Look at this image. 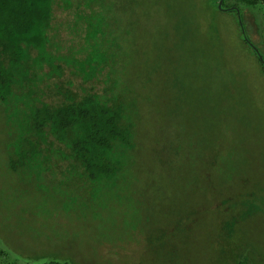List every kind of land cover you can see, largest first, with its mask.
<instances>
[{"label":"rangeland","instance_id":"obj_1","mask_svg":"<svg viewBox=\"0 0 264 264\" xmlns=\"http://www.w3.org/2000/svg\"><path fill=\"white\" fill-rule=\"evenodd\" d=\"M100 1L122 12L120 0ZM84 3L94 8L98 1ZM217 3L137 0L129 10L132 30L122 67L145 99L146 142L137 155L138 175L121 179L122 193L121 182L120 189L98 192L89 180L85 195L70 180H55L61 152L12 169V161H19V126L15 117L13 123L5 119L0 107V264H49L56 256L77 264H264V69L254 52L257 45L264 58V4L248 8L252 18L242 26L234 12L221 11ZM54 10L51 32L60 46L52 47L54 54L110 58L121 88V32L96 38L87 29L84 37L83 23L66 13L61 0ZM100 43L109 50H99ZM57 63L66 67L65 79L83 86V78ZM86 86L102 88L95 78ZM45 88L41 82L39 89ZM226 118L219 129L218 120ZM179 135L180 154H171L180 164L174 182L166 180L169 170L154 152H166L159 147L167 149ZM216 153L238 161L236 178L227 184L201 176L206 159ZM179 180L189 184L182 187ZM225 185L235 205L249 202L253 210L246 216L242 208L232 211L239 220L230 233L221 228L227 213L214 208L218 197L212 190L216 186L221 193ZM160 225L170 229L163 240L172 246L165 250L157 240L147 243L148 232L156 239L165 229Z\"/></svg>","mask_w":264,"mask_h":264},{"label":"trees","instance_id":"obj_2","mask_svg":"<svg viewBox=\"0 0 264 264\" xmlns=\"http://www.w3.org/2000/svg\"><path fill=\"white\" fill-rule=\"evenodd\" d=\"M61 1L66 13L70 10V14L83 23L82 33L89 29L98 38L104 33L114 35V29L121 32V88L113 68L116 63L110 67V58L105 56L98 60L94 57L93 60L89 52L83 55L85 58L65 55L76 58L64 59L61 57L63 54H54L52 47L60 48L51 32L56 0H0V107L5 119L10 122L12 117L17 119L19 133L16 136L20 135L17 142L19 161L13 160L11 167L16 170L17 164L26 165L38 159L42 162L47 154L52 156L53 151L61 152L63 158L55 165V180L58 177L70 180L85 195L90 190L89 180L94 185L91 189L95 187L98 192L107 187L120 189L121 182L122 193L124 180L121 179H130L125 175H138L137 155L145 148L146 142L141 121L145 99L122 67V62L128 59L123 54H129L125 43L132 30L129 23L133 18L128 16L129 10L134 8L137 0L125 3L120 0L118 6H121L122 12L111 11L107 1L97 0L94 8H84L85 0ZM242 1L257 5L260 0ZM90 44L83 45L82 49H88ZM97 48L109 50L101 43ZM254 52L264 69V58L255 49ZM58 61L64 62L75 78H83V86H75L71 78L65 79L66 67ZM97 73L102 75L97 77ZM55 77L58 80H52ZM93 78L102 85L100 90L95 86H86ZM41 82L45 83V89H39ZM44 95L50 97V101ZM218 123L220 129L221 124L228 123L227 118L218 120ZM198 134L200 142H203L204 131L200 130ZM176 140L167 145V149L159 147L160 151L166 152H154L158 162L166 164L169 170L164 174L166 180L169 178L174 182H177V174L173 171L180 164L171 154H180L177 153L182 148L180 135ZM206 161L201 171L204 180H223L227 184L226 180L236 178L239 164L235 158L231 161L229 157L221 158L216 153ZM44 175L54 179L53 173L46 172ZM178 182L182 187L189 184V180ZM207 186L211 189L212 184ZM227 186H222L221 193L216 186L212 190L218 197L214 208L227 213V216H221V228L230 233L238 219L232 211L242 208L246 216L253 210H250L249 202H245V206L235 205L233 195L225 191ZM174 212L178 213L176 209ZM195 212L192 210L190 215ZM175 222L176 226L171 224L174 230L179 228L182 220ZM160 228L165 229L160 230L156 239L153 232H148L147 243L150 245L157 240L158 247L165 250V246H172L163 240L170 229L162 225ZM49 264L77 263L73 259L61 260L56 256Z\"/></svg>","mask_w":264,"mask_h":264},{"label":"flooded vegetation","instance_id":"obj_3","mask_svg":"<svg viewBox=\"0 0 264 264\" xmlns=\"http://www.w3.org/2000/svg\"><path fill=\"white\" fill-rule=\"evenodd\" d=\"M220 3H221V7L219 6L220 10H222L224 12H232V13L234 12L236 15L235 17H237L239 19L241 25L244 26L245 24H249L248 18H252V17H249L250 13L249 14L247 13V9L248 8L255 9L260 4H264V1L260 0L257 5H252V4L245 2V1H242V0H227V1L226 0H218L217 4H220ZM243 34L245 36V39L248 41L249 38L247 37V35L245 34L244 31H243ZM254 44L256 45V43H254ZM252 46L254 47L253 44H252ZM256 46L254 47V49L257 51L258 54H260L262 51L258 46H257L258 48Z\"/></svg>","mask_w":264,"mask_h":264},{"label":"water","instance_id":"obj_4","mask_svg":"<svg viewBox=\"0 0 264 264\" xmlns=\"http://www.w3.org/2000/svg\"><path fill=\"white\" fill-rule=\"evenodd\" d=\"M264 1V0H263ZM219 6L221 7V3L219 4Z\"/></svg>","mask_w":264,"mask_h":264}]
</instances>
